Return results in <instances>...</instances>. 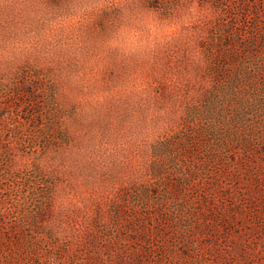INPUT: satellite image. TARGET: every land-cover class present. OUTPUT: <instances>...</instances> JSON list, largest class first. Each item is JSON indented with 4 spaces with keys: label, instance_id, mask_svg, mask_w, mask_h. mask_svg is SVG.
<instances>
[{
    "label": "rangeland",
    "instance_id": "rangeland-1",
    "mask_svg": "<svg viewBox=\"0 0 264 264\" xmlns=\"http://www.w3.org/2000/svg\"><path fill=\"white\" fill-rule=\"evenodd\" d=\"M0 264H264V0H0Z\"/></svg>",
    "mask_w": 264,
    "mask_h": 264
},
{
    "label": "snow or ice",
    "instance_id": "snow-or-ice-1",
    "mask_svg": "<svg viewBox=\"0 0 264 264\" xmlns=\"http://www.w3.org/2000/svg\"><path fill=\"white\" fill-rule=\"evenodd\" d=\"M119 15H120V14H119L118 12H115V11L112 13V16H113V17H117V16H119ZM117 23H119V21H117Z\"/></svg>",
    "mask_w": 264,
    "mask_h": 264
}]
</instances>
